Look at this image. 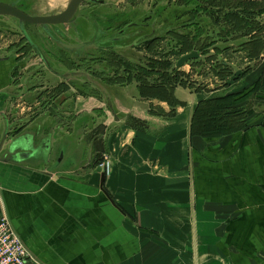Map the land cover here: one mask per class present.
<instances>
[{
  "label": "crops",
  "instance_id": "0c3cea01",
  "mask_svg": "<svg viewBox=\"0 0 264 264\" xmlns=\"http://www.w3.org/2000/svg\"><path fill=\"white\" fill-rule=\"evenodd\" d=\"M203 56L191 50L172 66L193 72ZM14 70L0 60V217L35 259L264 264V93L232 107H254L238 129L191 134L200 102L243 96L259 78L264 88V55L243 79L206 90L176 84L173 105L151 87L161 82L155 73L141 84L123 71L115 82L107 67L104 78L44 67L42 78L14 84Z\"/></svg>",
  "mask_w": 264,
  "mask_h": 264
},
{
  "label": "rangeland",
  "instance_id": "374dc122",
  "mask_svg": "<svg viewBox=\"0 0 264 264\" xmlns=\"http://www.w3.org/2000/svg\"><path fill=\"white\" fill-rule=\"evenodd\" d=\"M205 1L207 0H104L105 3L103 4V6L99 4V5H95V8L97 10H101L102 13H104L105 15L111 16L115 23H120V24L124 19L133 20V22H136L139 20L142 21L144 18H150L151 16L155 15V17H157V21L163 23L164 25L163 31H165L166 29L170 31L171 29V31L168 33L173 37H176L177 35L184 37L186 35L192 36L194 37L195 40L194 45H195L198 44L197 37H202V34L206 35L207 32L216 34V31L218 30L217 25H215L212 22V18L216 17V13H214L211 17L210 16L208 17V14L210 13L206 10L209 7L212 10V7L208 5L206 6ZM35 2L36 0H33L31 6L28 8V10L32 14H34L33 8ZM220 2H223V0L222 1L220 0ZM65 3L66 0H64V2L58 3L55 8L48 10V15L62 11L64 9ZM43 4L45 5V1H43ZM85 5H88L89 7L92 6L93 4L90 2L89 3L85 2ZM85 5L84 7H87ZM248 7L249 6L246 5V8ZM45 8L46 7L44 6H40L38 11L42 13L46 10ZM261 17H259V20L261 19ZM262 20L264 21V18ZM5 21L6 24L4 25H6L7 28L9 29L11 28L15 30V27H10L12 22L10 21L7 22V20ZM65 28H67V31L66 30L65 31L69 36V38L73 40L76 39L77 41L80 39L83 40V38H90L92 34L96 33L95 32L96 29L88 19H80V24H79V28L77 29V32L73 28L71 30L70 26H66ZM172 28H176V30H173ZM78 36L81 38H79ZM17 39L19 43L21 42V40L23 41L22 43H24V40L20 37V35L19 38ZM6 40L7 41L1 40L2 41L1 45L3 47L9 43V38ZM12 40L14 41V38H12ZM243 40L239 39L233 43H224V44L221 42H216L214 45L213 43H211L212 45L209 46L207 53L203 54L204 58H202V60L195 61L192 63L193 72H191L190 70H188V72L180 71L181 75H179L178 80L182 81V83H186V82L193 83V82H189L192 79V81H194V84L196 86L195 88L206 90L207 83L209 84L211 83V85L214 86L216 85V83L219 82L224 84L230 80L245 78V76L248 74L247 72L246 74L245 71L249 70L254 62L256 63L261 61V57L264 55V40H263V46L257 47L259 48L256 49L257 57L253 59H249L246 52H244L242 49L237 48L238 45L243 42ZM121 44L122 43H118L117 45H121ZM175 45H176L175 43L171 41H165L162 38L156 44H154L155 47L153 46V48L150 49V51H147V48L146 49L135 48L127 52L122 48H118L113 50L112 55L103 54V57L101 59L102 60H104V58L108 59V64L106 67L109 70L111 69L110 72L112 71L114 72L113 76L116 78L115 82H120L121 79L119 78H121L122 67L125 63H127V61H129L132 64H136L138 63V61L141 62V64H145L147 62L148 57L150 59L154 57H159L160 55H163L164 52L167 53L170 50L174 52L175 50L172 47ZM224 45L231 46V49L227 52H224V54L222 55L220 54V52L216 54L217 51L215 50L216 47L218 49H221L224 47ZM195 50L197 51L198 48H195ZM241 52H243V56H241L242 55ZM100 55L101 54H99V56ZM209 57H212V60L213 58L214 60L216 59L215 63H218L221 60L227 63L226 65L227 68H224L226 72L222 73L221 77L218 74L217 68H215L216 65H214L213 62H211L209 63L212 66L211 67L207 64V61H205ZM169 59H170L169 61L173 63L176 57L174 54H172L169 57ZM34 60H39V59L35 58ZM206 70H208L209 72H207ZM96 74L101 75L102 72L96 71ZM200 75L204 76L202 82L200 79L201 77ZM101 77L104 78V76L102 75ZM262 83L263 82L260 81L253 92L251 91L256 86V83L254 86H251L250 89L247 88L246 95L249 92L250 93L248 96L251 97L255 96V94L257 93L260 94L264 93V88L262 89L263 87ZM261 99L264 98H259V100ZM258 103L260 105L262 104V102L260 101ZM252 105L250 104L247 105L246 107L245 105H243L242 109L239 110L243 115L242 120L244 122H246L247 117L253 113L254 107Z\"/></svg>",
  "mask_w": 264,
  "mask_h": 264
},
{
  "label": "flooded vegetation",
  "instance_id": "af4514ba",
  "mask_svg": "<svg viewBox=\"0 0 264 264\" xmlns=\"http://www.w3.org/2000/svg\"><path fill=\"white\" fill-rule=\"evenodd\" d=\"M98 1L100 2L86 0L85 2L93 4L89 7L85 5V2L82 3L78 12L75 14L74 25H58L55 28L54 26H48L47 30H45L39 25L25 23L24 29L26 35L19 28L17 19L1 15L0 60L12 61L15 70L18 68H27L25 72H18L17 74L14 70V84L18 81L21 82L23 79L26 80L27 78H42L44 67L54 69L56 67L61 68L65 66L67 70L61 73L64 74L67 71V74H70L68 75L69 77L73 75L85 77L88 73L90 76L91 74H96V71H101L100 69H102V71L104 70L108 64V59L104 58V60H102L101 58L103 54L112 55L114 49L122 48L127 52L135 48L146 49L156 44L162 38L165 41L175 42L173 40L174 37L168 33L171 29L170 31L167 29L163 31L164 25L162 22L157 21L155 15L150 18H144L142 21L133 22V20L124 19L121 24L115 23L111 16L105 15L101 10L95 8V5L100 4L103 6L105 3L104 0ZM0 2L7 3L33 15L28 10L33 0H0ZM84 5L88 8L84 7ZM80 19L90 20L91 24H93L96 29V33L92 34L90 38H83V40L80 39L77 41L76 39H70L66 33L67 28L65 27L70 26L71 30L73 28L77 32ZM5 20H7V22H12L10 27H15V30L7 28V26L4 25L6 24ZM172 29L176 30V28ZM19 35L24 40V43H22V40L20 43L18 42L17 38H19ZM8 38L9 43L3 47L1 45L2 41H7L6 39ZM12 38H14V41ZM82 42L89 43L71 52L64 47L65 44H77ZM118 43L122 44L117 45ZM99 54L102 56H99ZM35 58L39 60H34ZM71 69H76V71L71 72L73 71Z\"/></svg>",
  "mask_w": 264,
  "mask_h": 264
},
{
  "label": "trees",
  "instance_id": "16d2710c",
  "mask_svg": "<svg viewBox=\"0 0 264 264\" xmlns=\"http://www.w3.org/2000/svg\"><path fill=\"white\" fill-rule=\"evenodd\" d=\"M205 3L206 6L212 7V10L210 7L206 10L210 13L208 17L216 13V17L212 18V22L217 25L218 28L216 34L210 32H207L206 35L202 34V37H197L198 44L195 45L194 37L177 35L173 38L176 44L172 47L175 50L174 52L170 50L167 53L164 52V54L159 57L151 59L148 57L145 66L129 62L123 65L124 70L122 71L133 73L135 78L140 80L141 84L150 83L147 81L150 73L157 74L158 80L161 82L153 83L151 87H154L157 91V97L168 100L171 105L176 102L172 95L176 84H180L181 86L186 85V83H182V81L178 80L181 73L173 68L172 62L169 61V57L172 54L180 56L185 52L195 50V48H198L197 51L205 54L209 46L212 45L211 43H213V45L216 42H221L223 44L233 43L236 40L248 38V40H243L237 48L246 52L249 59H253L257 57L256 49H259L257 47L263 46L261 33L264 32V21H260L259 17L264 14V3L257 0H223V2H220V0H207ZM246 5L249 7L246 8ZM153 46L147 47V51H150ZM230 49L231 46L224 45L223 48L218 49L216 47L215 50H217V54L219 52L221 53V51L227 52ZM211 59L212 57H209L206 61H212ZM215 60L213 58V64L216 65L215 68H217L218 74L221 77L222 73L226 72L224 68H227V63L223 60L215 63ZM248 71H250V69L245 71V73H248ZM259 82L260 78L251 92L255 90ZM249 93L243 96H240L241 93H232L200 102L192 118L191 134L209 138L219 137L245 125V122L242 120V113L239 110H232V107L246 99Z\"/></svg>",
  "mask_w": 264,
  "mask_h": 264
},
{
  "label": "water",
  "instance_id": "95a60500",
  "mask_svg": "<svg viewBox=\"0 0 264 264\" xmlns=\"http://www.w3.org/2000/svg\"><path fill=\"white\" fill-rule=\"evenodd\" d=\"M86 0H66L64 4V9L56 13L54 15L44 17L39 15H31L26 11H23L19 8L13 7L7 3L0 2V16H8L11 18H15L18 20L19 28L26 35L24 24L30 23L43 27L47 30L48 26H54V28L58 25H74L75 24V14L78 12L80 5L84 3ZM94 2H100L98 0H91ZM259 2L264 3V0H257ZM66 39V38H65ZM89 42H82L77 44H65L64 47L71 52L74 49H80L85 46ZM103 178V175H102ZM101 178V179H102Z\"/></svg>",
  "mask_w": 264,
  "mask_h": 264
},
{
  "label": "built area",
  "instance_id": "2783aa9c",
  "mask_svg": "<svg viewBox=\"0 0 264 264\" xmlns=\"http://www.w3.org/2000/svg\"><path fill=\"white\" fill-rule=\"evenodd\" d=\"M98 166L106 172L110 169L111 160L107 153L102 154ZM0 264H42L27 250L4 215L0 217Z\"/></svg>",
  "mask_w": 264,
  "mask_h": 264
},
{
  "label": "bare ground",
  "instance_id": "6f19581e",
  "mask_svg": "<svg viewBox=\"0 0 264 264\" xmlns=\"http://www.w3.org/2000/svg\"><path fill=\"white\" fill-rule=\"evenodd\" d=\"M43 1H45V5L43 4ZM61 2H64V0H36V2L34 4V8H33V12H34L33 15H39V16H44V17L54 15V14L48 15V10L55 8L56 5L58 3H61ZM40 6L46 7L45 8L46 10L42 13L40 11H38Z\"/></svg>",
  "mask_w": 264,
  "mask_h": 264
}]
</instances>
